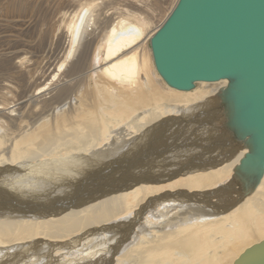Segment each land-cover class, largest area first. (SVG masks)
Returning a JSON list of instances; mask_svg holds the SVG:
<instances>
[{
  "label": "bare ground",
  "instance_id": "6f19581e",
  "mask_svg": "<svg viewBox=\"0 0 264 264\" xmlns=\"http://www.w3.org/2000/svg\"><path fill=\"white\" fill-rule=\"evenodd\" d=\"M114 1L0 0V264H234L264 241V174L240 170L228 80L168 85L150 42L178 0L155 29Z\"/></svg>",
  "mask_w": 264,
  "mask_h": 264
},
{
  "label": "water",
  "instance_id": "95a60500",
  "mask_svg": "<svg viewBox=\"0 0 264 264\" xmlns=\"http://www.w3.org/2000/svg\"><path fill=\"white\" fill-rule=\"evenodd\" d=\"M154 62L168 85L228 80L220 110L249 151L240 170L264 174V0H178L152 36ZM234 264H264V241Z\"/></svg>",
  "mask_w": 264,
  "mask_h": 264
},
{
  "label": "rangeland",
  "instance_id": "374dc122",
  "mask_svg": "<svg viewBox=\"0 0 264 264\" xmlns=\"http://www.w3.org/2000/svg\"><path fill=\"white\" fill-rule=\"evenodd\" d=\"M141 1H143L144 3L143 4H142V2L140 3V0H132L133 3H136L138 6L142 7L143 9L144 8L147 10L149 9L148 11L144 9V11H147V12L150 11L149 13H151L154 16L152 19L153 21L155 20L154 23L152 24V28L154 27V29L157 25H159L157 22L159 21V23H161V21L164 19L165 15L169 12V10L171 9V7L173 5L172 3H170L169 0H141ZM145 1H147V3ZM149 1H150V3H149ZM126 2L127 3L131 2V0H115L114 3H111V5H108L106 11H108L109 14H111L114 17L117 16L118 14H123V13H125V11L130 10V7L125 5ZM146 4L148 6H146ZM142 5H144V6H142ZM28 9H29L28 10L29 13H27V15L32 20V28L30 31H31V34L33 35L34 39H37L38 41L39 40H43V41L47 40V38H49V35L52 33L51 28H52L53 21H54V19H52L53 14H51V12L53 13L52 6L48 3L46 4V3H38V2L32 1L28 4ZM167 9H169V10H167ZM0 12H2V11H0ZM153 70H154V68H153ZM62 152H63V150H62ZM33 178H35V177H29V179H33ZM60 187H64V185H61ZM66 192H65L66 193L65 195L59 196L60 198L58 201H60V199H62L65 196L69 197L70 192H68V191H66ZM132 240H133V238H132ZM56 264H60V263H56Z\"/></svg>",
  "mask_w": 264,
  "mask_h": 264
}]
</instances>
